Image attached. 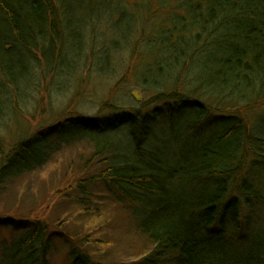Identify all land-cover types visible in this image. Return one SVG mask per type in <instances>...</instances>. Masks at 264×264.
<instances>
[{
	"label": "trees",
	"instance_id": "trees-1",
	"mask_svg": "<svg viewBox=\"0 0 264 264\" xmlns=\"http://www.w3.org/2000/svg\"><path fill=\"white\" fill-rule=\"evenodd\" d=\"M162 5L172 7L171 26L162 31L163 39L148 36L151 43L146 46L150 49L161 44L165 52L160 60L174 57L171 66L177 72L176 81L182 74L188 75L194 59L191 55L210 49L203 70L205 78L196 90L213 92L211 87L218 81L217 93L228 95V102L239 97L241 107L236 113L226 112L222 97L216 102L213 97L202 100L196 96L197 91L189 89L171 95L160 92L139 107L128 109L106 103L100 111H110L106 116L88 117L77 112L49 126L46 133L21 140L8 163L0 167V181L42 165L48 156L45 149L55 142L48 141L53 135L57 134L55 143L68 137H87L103 150L116 143L101 140L103 135L127 132L132 137L127 145L129 152L122 155L114 148V163L99 176L137 204L139 228L153 245L140 264H264V223L251 213L264 196L250 180L252 176L243 175L249 165L247 140L263 145L264 138L247 133L242 112L264 99V0H165ZM122 6L125 8L118 0H0L2 106L11 105L15 91L18 97L26 93L27 89L19 86L21 81L29 84L39 71L57 74L73 31L81 38L80 17L85 10L118 19L125 15ZM143 79L148 85V77ZM154 80L150 88L156 91L159 87L154 88ZM156 102H164L171 126L178 124L181 111H193L197 120L188 123L189 130L201 127L213 113H219L215 117L220 120L218 124L212 123L213 137L192 155H180L175 164L165 159L153 161L155 152L143 143L153 133L151 118L160 114V107H152ZM76 127L80 135L69 134ZM131 153L134 157L129 158ZM201 183H206L205 190L196 191ZM181 184L194 188L186 198L176 189ZM247 209L250 212L243 217ZM47 228L48 223L39 221L24 235L11 248V263L20 255L23 258L17 264H48ZM78 248L73 244L71 264H88L89 256Z\"/></svg>",
	"mask_w": 264,
	"mask_h": 264
},
{
	"label": "rangeland",
	"instance_id": "rangeland-1",
	"mask_svg": "<svg viewBox=\"0 0 264 264\" xmlns=\"http://www.w3.org/2000/svg\"><path fill=\"white\" fill-rule=\"evenodd\" d=\"M118 1L125 6H122L125 15L118 16V19L85 10L80 17L83 19L81 38L76 37L74 31L73 37L68 35L66 54L56 75L39 71L37 78L29 84L21 81L19 86L27 91L19 97L15 91L9 103L11 107L2 106L0 95V167L8 163L21 140L38 132L46 133L49 126L74 113L88 117L106 116L110 111L100 112L106 103L128 109L139 107L142 101L160 92L171 95L187 89L197 91V84L205 78L203 70L210 49L191 55L194 59L188 75L182 74L176 81L177 72L171 66L174 57L160 60L165 52L161 44L150 49L146 46L151 43L148 36L164 38L162 31L171 26L172 7L163 6L165 0ZM196 48L198 46L193 47ZM157 62L161 63L158 67ZM144 76L149 79L148 85ZM153 79L154 88L159 87V90H151ZM211 89L216 95L197 91L196 96L202 100L213 97L214 102L222 97L224 102L221 105L228 114L236 113L241 107L239 97L228 102L225 99L228 95L217 93L220 89L218 81ZM157 106L161 109L158 108L159 115L151 118L153 133L143 143L155 152L156 155L151 157L153 161L165 159L175 164L180 155H192L203 142L213 137L212 123L220 121L215 118L219 115L216 112L211 117L213 121L210 118L201 127L189 130L188 123L197 118L193 111L185 109L178 114V124L171 126L163 110L164 102L152 105ZM250 107L242 110L247 133L264 138V99ZM69 131L71 135H80L77 127ZM56 136H51L48 141L57 142ZM102 139L116 143H112L114 147L111 149L103 150L87 137H68L58 143H49V150L45 149L47 160L42 165L0 181V264H12L11 248L35 229L39 221L48 223V264H71L73 244L89 256L88 264H140L139 260L151 251L153 245L139 228L135 215L137 204L99 176L114 163L111 158L115 149L122 155L129 152L127 145L132 137L127 132H115L103 135ZM246 143H250L246 154L249 155V165L243 175L252 176L250 180L264 196V144L257 145L249 140ZM129 155V158L134 157L132 153ZM205 185L196 186V191H204ZM191 187L181 184L176 189L186 198L194 190ZM146 199L151 198L146 195ZM152 199L156 198L152 196ZM249 212L247 209L243 217ZM251 213L256 219L260 217L259 222L263 224L264 200L261 199ZM21 258L23 256H17L13 263L17 264Z\"/></svg>",
	"mask_w": 264,
	"mask_h": 264
}]
</instances>
